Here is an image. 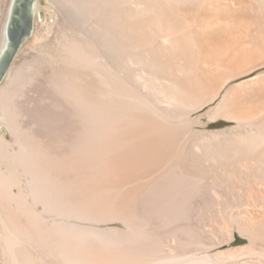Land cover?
I'll list each match as a JSON object with an SVG mask.
<instances>
[{"label": "bare ground", "instance_id": "bare-ground-1", "mask_svg": "<svg viewBox=\"0 0 264 264\" xmlns=\"http://www.w3.org/2000/svg\"><path fill=\"white\" fill-rule=\"evenodd\" d=\"M52 3L0 78L3 264H264V0Z\"/></svg>", "mask_w": 264, "mask_h": 264}, {"label": "rangeland", "instance_id": "rangeland-1", "mask_svg": "<svg viewBox=\"0 0 264 264\" xmlns=\"http://www.w3.org/2000/svg\"><path fill=\"white\" fill-rule=\"evenodd\" d=\"M38 4L41 8L38 9L41 10V12L43 13V21L41 19L37 20V22L35 21V29L32 28L29 37L25 40L23 46L20 49V52L17 54V58L14 62V66L19 67L22 65V63H25V61L32 60L33 57L37 56L38 50L40 49L41 46H43L45 43L49 41L50 42L53 41L55 37L58 35L59 32L58 25L59 23L61 24L62 18L57 16L58 14L56 13V9L53 6L52 0H39ZM30 88L32 89L30 90ZM25 90L26 91H24L23 96L20 98V100L23 99L22 100L23 103H27L28 99H30L32 95L34 96L37 94L35 92L36 88L34 85L27 87ZM29 90L32 92H30ZM23 97H25V99ZM233 124H234L233 122H227L225 120H221V124L217 127V129H224L226 127L232 126ZM3 132L5 133V137L9 141L13 140V137L9 131L3 130ZM115 226L122 227V224H118V225L115 224ZM1 257H2V253L0 251V264H3V257L2 258Z\"/></svg>", "mask_w": 264, "mask_h": 264}, {"label": "water", "instance_id": "water-1", "mask_svg": "<svg viewBox=\"0 0 264 264\" xmlns=\"http://www.w3.org/2000/svg\"><path fill=\"white\" fill-rule=\"evenodd\" d=\"M33 0H19V5L13 17V28L11 39L0 60V78L3 77L10 68L13 60L17 56L20 47L23 45L33 28L31 18V7Z\"/></svg>", "mask_w": 264, "mask_h": 264}]
</instances>
